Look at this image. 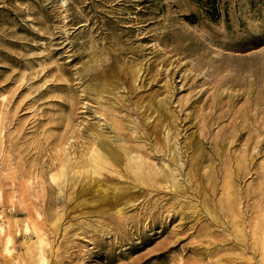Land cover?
I'll use <instances>...</instances> for the list:
<instances>
[{
	"label": "rangeland",
	"instance_id": "1",
	"mask_svg": "<svg viewBox=\"0 0 264 264\" xmlns=\"http://www.w3.org/2000/svg\"><path fill=\"white\" fill-rule=\"evenodd\" d=\"M0 264H264V0H0Z\"/></svg>",
	"mask_w": 264,
	"mask_h": 264
},
{
	"label": "bare ground",
	"instance_id": "2",
	"mask_svg": "<svg viewBox=\"0 0 264 264\" xmlns=\"http://www.w3.org/2000/svg\"><path fill=\"white\" fill-rule=\"evenodd\" d=\"M104 92H105V91H104ZM217 105H218V104H217ZM230 119H231V118H230ZM137 130H138V129H137ZM107 137H108V136H107ZM130 138H131V137H130ZM178 140H179V139H178ZM110 141H111V140H110ZM115 141H116V140H115ZM163 141H164V140H163ZM113 143H114V142H113ZM169 144H170V143H169ZM96 145H97V144H96ZM138 146H139V145H138ZM151 146H152V145H151ZM129 147H130V146H129ZM136 147H137V146H136ZM124 151H125V150H124ZM214 152H215V151H214ZM126 153H127V152H126ZM149 153H150V152H149ZM126 155H127V154H126ZM99 157H100V156H99ZM99 157H98V158H99ZM133 157H135V156H133ZM136 157H137V156H136ZM109 158H110V156H108V154H107V156H103V158H99L100 160H99L98 162H99V164L102 165V166H104V165H108V164L110 165V164L112 163V161H109ZM124 159H125V158H124ZM126 159L129 160V158H126ZM136 159H137V158H136ZM142 159H143V158H142ZM130 160H131V159H130ZM134 161H135V160H134ZM93 162H94V161H93ZM114 162H115V161H114ZM143 162H144V161H143ZM90 163H91V162H90ZM146 163H147V162H146ZM142 164H143V163H142ZM149 165H150V164H149ZM91 166H92V164H91ZM154 167H156V166L154 165ZM140 169H141V170H144L143 166H140V167H139V170H140ZM146 169H147V168H146ZM156 169H157V168H156ZM147 170H148V169H147ZM153 170H154V169H153ZM153 170H152V171H153ZM109 171H110V170H109ZM111 171H112V170H111ZM154 171H155V170H154ZM156 172H157V171H156ZM91 173H92V172H91ZM91 173H90V174H91ZM149 173L151 174V172H149ZM154 173H155V172H154ZM236 173H238V175H239V169H236V170H235V174H236ZM142 174H143V172H142ZM147 174H148V173H147ZM150 174H149V175H150ZM141 176H142V175H141ZM146 176H148V175H146ZM158 176H159V175H158ZM158 176H157V177H158ZM173 176H174V175H173ZM217 176H218V175H217ZM153 177H154V176H153ZM171 177H172V176H171ZM160 178H161V177H160ZM160 178H159V179H160ZM163 178H164V177H163ZM165 178H166V177H165ZM179 178H180V177H179ZM159 179H158V180H159ZM176 179H177V178H176ZM142 180H143V179H142ZM145 181H146V180H145ZM174 181H175V180H174ZM184 181H185V180H184ZM137 182H138V181H137ZM180 182H181V181H180ZM145 183H147V182H145ZM151 183H152V182H151ZM173 183H174V182H173ZM173 185H174V184H173ZM179 185H180V184H179ZM97 188H98V187H97ZM171 189H172V188H171ZM178 189H179V188H178ZM180 193H181V191H180ZM119 196H120V195H119ZM182 197H184V196H182ZM209 197H210V196H209ZM230 197H231V196H230ZM101 198H102V197H101ZM206 198H207V197H206ZM181 201H182V200H181ZM207 206H208V205H207ZM122 208H123V207H122ZM178 208H179V207H178ZM188 209H189V208H188ZM221 209H222V208H221ZM173 211H174V210H173ZM192 211H193V210H192ZM221 211H222V210H221ZM186 212H187V211H186ZM233 212H234V211H233ZM185 215H186V214H185ZM236 222H237V221H236ZM211 225H212V224H211ZM240 228H241V227H240Z\"/></svg>",
	"mask_w": 264,
	"mask_h": 264
}]
</instances>
